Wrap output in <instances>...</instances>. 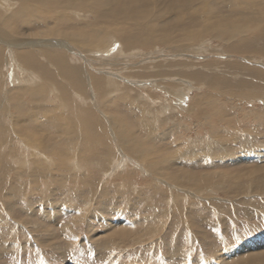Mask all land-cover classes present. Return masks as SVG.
Segmentation results:
<instances>
[{"label": "bare ground", "instance_id": "1", "mask_svg": "<svg viewBox=\"0 0 264 264\" xmlns=\"http://www.w3.org/2000/svg\"><path fill=\"white\" fill-rule=\"evenodd\" d=\"M205 55L229 57L236 72L221 73L215 67L222 60L204 61ZM257 56L264 57V0H0L1 235L7 237L2 228L10 219L25 229L27 224L53 229L60 214L71 211L47 198L55 186L60 196L68 191L81 198L69 190L80 185L84 200H94L111 193L102 177L120 178L107 185L121 191L132 185L133 169L143 174L141 187L158 191L220 184L210 175L199 181L171 173L170 155L163 151L170 136L157 125L170 110L185 108L190 118L205 117L202 125L208 129L197 135L206 145L192 141L186 147L196 164L264 163L260 147L240 155L232 150L230 141L239 146L234 129L241 120L229 118L214 99L204 112V96L198 101L189 96L193 89L207 87L227 89L229 99L264 100L259 84L264 83V62ZM243 72L252 80L241 79ZM258 95L263 98L256 101ZM168 96L177 99L166 107ZM184 97L190 98L187 105L178 102ZM252 116L264 122V112ZM19 211L26 218H19ZM109 221L113 234H130L126 220ZM62 236H45L41 249L53 248L50 241L56 246ZM63 248L58 255L50 253L51 259L59 263L74 256ZM237 256L242 257L237 264H264V237L217 262L229 264Z\"/></svg>", "mask_w": 264, "mask_h": 264}, {"label": "rangeland", "instance_id": "2", "mask_svg": "<svg viewBox=\"0 0 264 264\" xmlns=\"http://www.w3.org/2000/svg\"><path fill=\"white\" fill-rule=\"evenodd\" d=\"M249 57L246 56L248 59ZM257 57L263 58L264 62V57ZM214 59L222 60L215 67L221 73L232 76L231 73L236 72L230 67L232 59L229 57ZM214 59L207 56L204 61ZM248 59L246 62L256 67ZM238 62L241 63L240 60ZM239 76L241 79L252 80L246 72ZM259 84L264 86V83ZM180 89L185 87L181 86ZM227 92L225 88L213 91L207 87H197L190 91L189 96L193 101L205 97L201 105L204 112H207L214 99L216 107L226 111L229 118L242 121V125L236 124V130L234 129V134L239 136L240 141H236L237 144L239 141V146L235 145V141H230L233 143L231 148L237 155L258 147L264 149V122L252 116L254 112H264V100L257 101L263 96L258 95L255 99L257 102H248L235 97L229 99ZM152 94L161 95L155 92ZM152 97L159 102L166 100ZM174 97L168 96L164 105L167 107L177 99ZM185 98L178 102L187 105L190 98ZM168 112L160 115L159 119L163 123L158 122L157 125H162L159 132L169 133L170 136L169 139L166 137L168 140H164L163 151L170 155L168 166L171 173L184 177H187L186 174L193 175L199 181L203 175H210L219 178L220 184L188 185L173 192H168L167 187H164V191L143 188L139 184L143 181V174L135 172L132 164L133 168L128 167V171L133 169L130 171L134 179L132 185H125L121 191L113 190L108 187L107 182L120 183L121 179L116 176L107 179L102 177L101 180L105 183L102 186L110 189L111 193L99 194L94 200H84L87 196L80 195V185H72L73 188L69 190L81 198L68 191L64 197L60 196L57 194L60 187L55 186L47 192V198L49 197L53 206L58 207L64 203L71 211H63L60 221L55 223L53 229H32L31 224H27L28 228L25 229L10 219L2 228L8 238L0 233V264H220L221 259H227L225 255L228 252L264 237L262 160L261 163L239 159L234 162L204 161L196 164L197 162H193L195 155L190 159L187 155L190 148L186 147L192 141L198 146L204 141L206 145V139H201L200 133L197 135V131L204 132L208 129L202 125L205 124V117L195 118L199 120L197 122L190 118L191 112L185 108ZM206 150L211 151V147ZM206 187L209 193L204 190ZM178 188L176 185V189ZM174 196H178V199L175 200ZM101 199H105L106 204H102ZM36 200L38 199L35 198L34 202ZM15 205L16 203L12 205V209ZM18 217L26 218V215L19 211ZM111 218L127 221L130 234L126 238L118 237L117 232L113 234L110 229ZM27 220L31 222L33 219ZM39 222L43 223L41 220ZM69 231L72 232L68 233ZM60 234L63 236L59 244L55 246L56 241L51 240L53 248L41 249L45 236ZM64 245L66 248L63 251L73 252L74 256L66 255L65 262L61 260V263L52 260V255L49 254L58 255ZM241 258L237 256L227 262L237 264Z\"/></svg>", "mask_w": 264, "mask_h": 264}]
</instances>
